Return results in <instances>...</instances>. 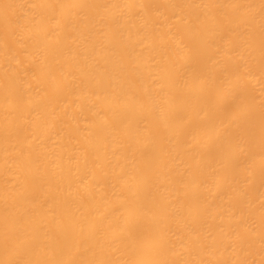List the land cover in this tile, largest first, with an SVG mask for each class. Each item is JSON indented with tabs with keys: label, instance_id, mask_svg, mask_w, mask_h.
Returning a JSON list of instances; mask_svg holds the SVG:
<instances>
[{
	"label": "bare ground",
	"instance_id": "obj_1",
	"mask_svg": "<svg viewBox=\"0 0 264 264\" xmlns=\"http://www.w3.org/2000/svg\"><path fill=\"white\" fill-rule=\"evenodd\" d=\"M0 264H264V0H0Z\"/></svg>",
	"mask_w": 264,
	"mask_h": 264
}]
</instances>
